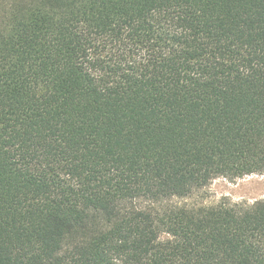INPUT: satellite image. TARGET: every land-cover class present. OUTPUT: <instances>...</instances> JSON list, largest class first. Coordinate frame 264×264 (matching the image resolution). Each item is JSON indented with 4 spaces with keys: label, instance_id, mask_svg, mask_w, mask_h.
Here are the masks:
<instances>
[{
    "label": "trees",
    "instance_id": "trees-1",
    "mask_svg": "<svg viewBox=\"0 0 264 264\" xmlns=\"http://www.w3.org/2000/svg\"><path fill=\"white\" fill-rule=\"evenodd\" d=\"M252 174L264 0H0V264H264V200L168 203Z\"/></svg>",
    "mask_w": 264,
    "mask_h": 264
},
{
    "label": "rangeland",
    "instance_id": "rangeland-1",
    "mask_svg": "<svg viewBox=\"0 0 264 264\" xmlns=\"http://www.w3.org/2000/svg\"><path fill=\"white\" fill-rule=\"evenodd\" d=\"M259 200H264V175L252 174L234 180L216 178L186 197L170 198L168 203L194 210L218 205L246 207ZM146 205L141 201L136 203L137 207Z\"/></svg>",
    "mask_w": 264,
    "mask_h": 264
}]
</instances>
